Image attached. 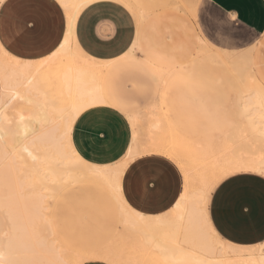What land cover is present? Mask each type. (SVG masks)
<instances>
[{
  "label": "bare ground",
  "instance_id": "1",
  "mask_svg": "<svg viewBox=\"0 0 264 264\" xmlns=\"http://www.w3.org/2000/svg\"><path fill=\"white\" fill-rule=\"evenodd\" d=\"M57 1L66 29L48 53L25 58L6 49L0 38V264H79L94 258L152 264L150 253L140 250L142 239L153 237L152 219L133 210L121 193L128 164L149 152L172 157L184 178L183 194L170 211V264H264V245L256 259L238 261L236 255L232 260L208 208L212 192L227 176L264 175L258 43L228 49L210 42L197 25L188 29L186 19H196L200 0H109L134 17L136 38L129 52H140L154 66L160 100L147 115L129 117L136 130L127 158L100 165L77 151L72 133L84 110L106 103V63L90 57L76 38L82 11L103 0ZM151 15L156 16L154 29L160 23L175 25L168 41L159 33L144 35ZM206 78L215 86L229 81V98L198 92L195 84ZM87 184L106 186L119 209V230L100 250L65 244L53 226L51 201Z\"/></svg>",
  "mask_w": 264,
  "mask_h": 264
},
{
  "label": "rangeland",
  "instance_id": "2",
  "mask_svg": "<svg viewBox=\"0 0 264 264\" xmlns=\"http://www.w3.org/2000/svg\"><path fill=\"white\" fill-rule=\"evenodd\" d=\"M62 12L61 6H54L50 0H12L4 3L0 6V38L4 47L23 57H38L46 53L63 35L65 24ZM83 13L90 14L91 19L115 15L124 19L129 37L135 33L133 16L117 2L103 1L85 9ZM155 18V15L148 17L144 35L150 37L153 33H159L168 41L175 25L169 28L160 23L159 28L154 29ZM191 19H186L188 29L197 25L205 36L221 47L240 49L258 43L264 74V34H255L233 22L208 0H201L196 19ZM85 34L90 40L91 29H87ZM119 73L118 66L110 70L107 78L109 85L113 89L123 86L121 95L126 98L128 107L145 104L149 100L148 87L151 85L132 73L119 79ZM195 89L217 95L215 97H220L222 101L231 95L229 81L215 86L213 79L206 78L200 84H195ZM128 138L129 122L125 113L118 108L104 107L85 112L78 118L74 131L75 142L83 153L101 163L122 160L127 151ZM152 162L153 172L160 178L163 188L166 185L170 188L172 183L170 167L181 183V172L174 161L159 156L153 158ZM170 162L173 164L170 165ZM51 203L57 235L73 248L100 250L119 230L117 204L106 186L75 185ZM208 208L214 223H223L237 236L248 238L254 235L256 239H264L263 176L241 173L224 179L212 192Z\"/></svg>",
  "mask_w": 264,
  "mask_h": 264
},
{
  "label": "crops",
  "instance_id": "3",
  "mask_svg": "<svg viewBox=\"0 0 264 264\" xmlns=\"http://www.w3.org/2000/svg\"><path fill=\"white\" fill-rule=\"evenodd\" d=\"M9 1L12 0H2L0 6ZM50 1L52 4H54V6H61L57 0H50ZM103 1H109V0H103ZM103 1L95 2L89 5L88 7H86L85 9L98 5ZM208 1L222 14L231 18L233 22L245 27L246 29L252 31L255 34H264V0H208ZM84 10L82 11V13L84 12ZM62 13L65 24L64 11ZM82 13L80 14L76 23L77 42L79 46L90 57L106 63V67L104 69V74L102 78L103 95L106 103L93 105L87 108L86 110H84L80 114V116L92 109H99L104 107H110L114 109L118 108L122 110L125 113L129 122V138L127 143V151L125 157L122 159L124 160L127 158L132 148L134 132L136 130V128L132 126L129 117L141 116V115L145 116L157 104V102L160 100V96H158L160 89L159 78L154 69V66L140 52L137 54H132L129 52L136 38V22L134 17L133 19L135 22V33L131 37H129L128 35L129 31L126 29V26H124L123 24L124 19L120 17L117 18L115 15H110V14L100 16L96 19L95 18L91 19L90 14L84 15V13L83 14ZM233 17H235V19H233ZM89 28L91 29L90 40L87 39V36L85 34L86 30ZM65 29H66V25H65ZM65 29L62 37L46 53L51 51L61 42L65 33ZM201 33L210 42H213L207 36H205L202 31ZM255 43L256 42L252 44ZM252 44H250L249 46H251ZM44 54H41L38 57L26 56L25 58H39ZM260 61H261V54H260ZM116 66H118L120 70L119 79L122 78L125 74L132 73L137 78L140 77L143 79V81L151 85L150 86L151 88L148 87L150 91V96L148 97L149 100L145 104L135 108H132L130 105H129L130 107H128L126 98L122 97L121 95L124 90L123 86L118 89H113L109 85L107 79L109 72L112 68ZM76 123L72 133L73 143L77 151L86 160L100 165H111L120 162L119 160L114 163H101L99 161H94V159L87 157L83 153L82 149L76 144L74 139V131L76 128ZM159 156H165L171 159L172 161H174L175 164H177L172 157H169L166 154L159 152H149L136 156L128 164L127 168L124 171L121 180V193L127 204L133 210L147 217H151L150 219H152L150 220L149 227L151 230H153V232H151V235H153V237L152 236L144 237L141 241L143 247L141 246L140 250H144L145 252L150 253L152 264H163V261H165L166 264H170V211L176 206V204L178 203V201L180 200L183 194L184 178H183V173L180 167L178 166V164L177 166L179 167L182 177L181 183L178 182V177L176 176L173 168L170 167V178L172 179V183L170 184V188L168 187V185H166L167 186L166 188H163L162 187L163 184L161 183L160 178L158 177L157 174L153 172L154 162H152V159ZM171 164L173 163L170 162V165ZM241 173L244 174L254 173L264 177L263 174L257 172L241 171L231 174L226 178ZM117 210H118V222H119L118 206H117ZM209 215H210L211 223L214 229L216 230V232L218 233V235L222 238L224 242L228 243V249H229L228 254L231 255L229 256L232 257V260L236 261L237 259L238 261H240L242 260L241 258L244 259V257H248V256L249 257L247 258V260L251 259L252 256L255 257L251 259L253 260L258 257L256 256L257 254L260 255L262 253L261 247L262 245H264L263 242L264 239H256L254 235L248 238L239 237L234 233V231L231 228L225 226L223 223H214V220L210 212ZM159 218H166V220ZM53 226L55 232L57 233L56 219L54 216H53ZM116 233L113 234L109 242L103 248L107 247L110 243H112ZM61 241L64 242L62 239ZM77 249L92 251L84 248L83 249L77 248ZM236 255L239 256L236 257ZM79 264H114V263L105 259L94 258V259H87ZM237 264H239V262H237Z\"/></svg>",
  "mask_w": 264,
  "mask_h": 264
},
{
  "label": "snow or ice",
  "instance_id": "4",
  "mask_svg": "<svg viewBox=\"0 0 264 264\" xmlns=\"http://www.w3.org/2000/svg\"><path fill=\"white\" fill-rule=\"evenodd\" d=\"M233 19H235V17H233Z\"/></svg>",
  "mask_w": 264,
  "mask_h": 264
}]
</instances>
